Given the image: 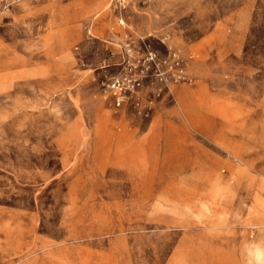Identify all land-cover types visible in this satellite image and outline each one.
Listing matches in <instances>:
<instances>
[{
	"label": "rangeland",
	"instance_id": "1",
	"mask_svg": "<svg viewBox=\"0 0 264 264\" xmlns=\"http://www.w3.org/2000/svg\"><path fill=\"white\" fill-rule=\"evenodd\" d=\"M119 6L0 0V264H264V0ZM129 38L183 59L148 117Z\"/></svg>",
	"mask_w": 264,
	"mask_h": 264
},
{
	"label": "built area",
	"instance_id": "2",
	"mask_svg": "<svg viewBox=\"0 0 264 264\" xmlns=\"http://www.w3.org/2000/svg\"><path fill=\"white\" fill-rule=\"evenodd\" d=\"M119 4L125 8V0H119ZM120 22L126 24L124 18ZM124 51L120 73L107 84L111 100L117 108L148 117L155 102L169 90V82L183 77V59L175 54L171 62L161 61L152 49H142L132 38L127 40ZM150 85L153 90H149Z\"/></svg>",
	"mask_w": 264,
	"mask_h": 264
},
{
	"label": "bare ground",
	"instance_id": "3",
	"mask_svg": "<svg viewBox=\"0 0 264 264\" xmlns=\"http://www.w3.org/2000/svg\"><path fill=\"white\" fill-rule=\"evenodd\" d=\"M218 190L217 188L213 190V194H211L212 196L211 198H215L217 196ZM255 226L257 228L256 230L257 234L255 237L253 236V240H251V243L248 244V250L254 255L255 259L259 263H264V238L262 240V238L259 236V233L264 231V221L261 222L260 220V222L255 223Z\"/></svg>",
	"mask_w": 264,
	"mask_h": 264
},
{
	"label": "crops",
	"instance_id": "4",
	"mask_svg": "<svg viewBox=\"0 0 264 264\" xmlns=\"http://www.w3.org/2000/svg\"><path fill=\"white\" fill-rule=\"evenodd\" d=\"M196 205H197V204H195V205H192V206H194V207H195ZM252 237H253V236H252ZM246 247H247V249H248V244L246 245Z\"/></svg>",
	"mask_w": 264,
	"mask_h": 264
}]
</instances>
